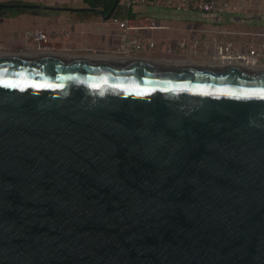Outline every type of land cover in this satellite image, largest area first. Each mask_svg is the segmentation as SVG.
I'll list each match as a JSON object with an SVG mask.
<instances>
[{
	"label": "water",
	"instance_id": "obj_1",
	"mask_svg": "<svg viewBox=\"0 0 264 264\" xmlns=\"http://www.w3.org/2000/svg\"><path fill=\"white\" fill-rule=\"evenodd\" d=\"M262 90L258 67L0 55V264H264Z\"/></svg>",
	"mask_w": 264,
	"mask_h": 264
},
{
	"label": "crops",
	"instance_id": "obj_2",
	"mask_svg": "<svg viewBox=\"0 0 264 264\" xmlns=\"http://www.w3.org/2000/svg\"><path fill=\"white\" fill-rule=\"evenodd\" d=\"M65 1L58 0L59 3L54 2V0H8L0 2L1 5L18 4L17 6H10L8 9L4 8L0 12V31L4 29L0 37L6 39L7 42L18 40L28 54L49 52L129 59L117 57L114 54L118 43L117 26L110 24L108 19H103L97 12L89 13L86 10V12H75L64 8L87 6L83 0L79 5ZM229 1L231 3V0ZM238 3L240 7L242 4ZM11 8L18 11L16 15L8 11ZM238 9L216 15L200 12L176 13L149 6H135L126 9L120 5V15L118 16L140 13L151 16L155 24L164 26L161 29L152 28L139 31L144 37H149L156 42L153 50L142 53L141 56L145 59L211 63L210 55H203L198 45H192V38L207 36L232 40L230 33L224 29L225 26L232 24L247 25L235 19L241 18L239 17L241 15L256 13H247ZM35 29H41L46 33V41H36L33 38L32 32ZM262 36L263 34L258 35L254 42L259 40L264 42ZM234 38L233 41L236 45L244 42L243 48L253 43L247 41L246 37L243 38V36ZM190 46H192L191 51L188 49Z\"/></svg>",
	"mask_w": 264,
	"mask_h": 264
},
{
	"label": "built area",
	"instance_id": "obj_3",
	"mask_svg": "<svg viewBox=\"0 0 264 264\" xmlns=\"http://www.w3.org/2000/svg\"><path fill=\"white\" fill-rule=\"evenodd\" d=\"M124 8L135 6H149L176 13L200 12L222 15L236 10L229 0H120ZM110 24L118 27V43L115 49L117 57L142 58V53L153 50L155 40L144 37L139 33L143 29H161L164 26L155 24L153 18L143 14H126L111 16ZM32 35L36 41H46V33L35 29ZM192 45H198L203 55H210L212 63L233 64L245 67H258L264 63V42L259 40L240 49L236 43L228 38H192ZM189 51L192 50L190 46Z\"/></svg>",
	"mask_w": 264,
	"mask_h": 264
},
{
	"label": "rangeland",
	"instance_id": "obj_4",
	"mask_svg": "<svg viewBox=\"0 0 264 264\" xmlns=\"http://www.w3.org/2000/svg\"><path fill=\"white\" fill-rule=\"evenodd\" d=\"M8 0H0V2H5ZM68 2L73 3L74 5H79L82 3V0H66ZM65 1V2H66ZM263 1V2H262ZM54 2H58V0H54ZM242 4L239 7V3ZM231 4L232 6L235 5L234 7H236V10H240L241 11H245L247 13H257V14H262L264 13V0H231ZM9 12L11 11V14L16 15L18 11H16V9L11 8L8 10ZM255 13V14H256ZM1 28V27H0ZM226 31H228L227 33H230V37L232 38V40H234L238 37L243 36L246 37L247 41H252L254 42V40H256L257 36L260 34H263V40H264V26L262 25H243V24H232L231 26H225L224 28ZM4 29H2L0 31V34H2L4 31ZM229 35V34H228ZM234 36V37H233ZM34 38V37H33ZM0 37V48H2L3 50H7V51H12L15 52L18 49H23V47H21V44L19 43V41H14V42H7L6 39H3ZM42 41V40H41ZM240 49H243L244 47V42H240L237 45ZM212 63V62H211Z\"/></svg>",
	"mask_w": 264,
	"mask_h": 264
},
{
	"label": "trees",
	"instance_id": "obj_5",
	"mask_svg": "<svg viewBox=\"0 0 264 264\" xmlns=\"http://www.w3.org/2000/svg\"><path fill=\"white\" fill-rule=\"evenodd\" d=\"M114 1L115 0H83V2L87 6L100 8L104 10L105 13H107L111 9ZM119 9H120V0H118V4L115 8L113 16L120 15ZM83 12H86V11H83ZM89 13H96V12L89 11ZM239 17L241 18H238L235 20L246 23L247 25H264V14H249V15H241Z\"/></svg>",
	"mask_w": 264,
	"mask_h": 264
},
{
	"label": "flooded vegetation",
	"instance_id": "obj_6",
	"mask_svg": "<svg viewBox=\"0 0 264 264\" xmlns=\"http://www.w3.org/2000/svg\"><path fill=\"white\" fill-rule=\"evenodd\" d=\"M9 5H11V4H7L5 7H1L0 6V12L1 11H3L4 10V8L5 9H8L10 6ZM18 4H16V5H14V6H17ZM264 14V13H263ZM7 53H12V54H21V53H26L25 51H24V49H18V50H16L15 52H12V51H7V50H3L2 48H0V55L2 56V55H6ZM142 59H145V57H142ZM150 60H152V61H167V62H175V63H189V64H202V65H207V64H215V63H202V62H196V61H174V60H162V59H156V60H154V59H150ZM258 68H264V63L263 64H261L260 66H258Z\"/></svg>",
	"mask_w": 264,
	"mask_h": 264
},
{
	"label": "snow or ice",
	"instance_id": "obj_7",
	"mask_svg": "<svg viewBox=\"0 0 264 264\" xmlns=\"http://www.w3.org/2000/svg\"><path fill=\"white\" fill-rule=\"evenodd\" d=\"M246 97L248 96H259L261 99H264V90H262L261 92L259 93H256V92H251V93H247V94H244Z\"/></svg>",
	"mask_w": 264,
	"mask_h": 264
},
{
	"label": "bare ground",
	"instance_id": "obj_8",
	"mask_svg": "<svg viewBox=\"0 0 264 264\" xmlns=\"http://www.w3.org/2000/svg\"><path fill=\"white\" fill-rule=\"evenodd\" d=\"M106 58V57H105ZM107 59H110V58H107Z\"/></svg>",
	"mask_w": 264,
	"mask_h": 264
}]
</instances>
